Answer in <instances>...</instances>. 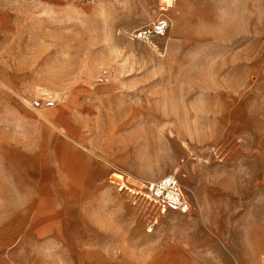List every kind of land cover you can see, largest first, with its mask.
I'll use <instances>...</instances> for the list:
<instances>
[{
    "label": "rangeland",
    "instance_id": "obj_1",
    "mask_svg": "<svg viewBox=\"0 0 264 264\" xmlns=\"http://www.w3.org/2000/svg\"><path fill=\"white\" fill-rule=\"evenodd\" d=\"M165 1L0 0L5 264H157L164 241L176 264H263L264 0H170L167 36L134 40ZM174 172L188 214L119 189Z\"/></svg>",
    "mask_w": 264,
    "mask_h": 264
},
{
    "label": "built area",
    "instance_id": "obj_2",
    "mask_svg": "<svg viewBox=\"0 0 264 264\" xmlns=\"http://www.w3.org/2000/svg\"><path fill=\"white\" fill-rule=\"evenodd\" d=\"M169 5L171 4L166 1L165 5L155 10L153 20L149 24L135 29L132 33V38L134 40L150 43L154 42L156 39L166 37L171 27L170 19L166 15ZM53 104V101L45 98L44 100L36 99L32 102V107L40 109L42 107H50ZM119 189H126L132 194L145 197L154 204V206L158 207L161 212L174 210L182 214H188L191 211V204L185 197L182 185L175 172L151 182L148 185H144L138 190L128 189V187L123 184L119 185ZM262 262L264 264V255Z\"/></svg>",
    "mask_w": 264,
    "mask_h": 264
},
{
    "label": "crops",
    "instance_id": "obj_3",
    "mask_svg": "<svg viewBox=\"0 0 264 264\" xmlns=\"http://www.w3.org/2000/svg\"><path fill=\"white\" fill-rule=\"evenodd\" d=\"M34 101V100H33ZM32 101V102H33ZM32 102L31 104H27V103H24L23 102V105L25 107H27V110L31 109L33 110L34 108L32 107ZM37 109V108H36ZM23 118H26L25 116ZM68 139V137H67ZM68 142L71 141L73 142L72 140L68 139L67 140ZM67 142V143H68ZM81 143V142H80ZM83 143V142H82ZM83 144H87V143H83ZM101 151L103 153V156H106L108 155L107 154V149L106 148H101ZM109 156V157H108ZM107 158L103 159L105 161H101L99 162L100 163V166H102V162L107 164V165H103L104 168H107V169H104L107 171V173H111L112 170H111V165L113 166V168H118L119 170H121L126 176H129V178L131 177H145V176H148V173L146 172V170H144L143 168L141 167H134L130 162H129V158L127 157H122V158H119V157H116V156H110L108 155ZM111 167V168H110ZM96 172V169L94 168V173ZM163 171H160V173H156L154 174L153 176L154 177H160L163 175ZM101 173H99V175L97 176V178H94L93 180V184L96 186L98 180H101ZM116 174V173H115ZM120 174V173H119ZM125 175L122 174V177L124 178ZM135 181H137V178H134ZM175 212H178V211H174V210H168V214H175ZM164 213V212H163ZM180 213V212H179ZM12 222L8 223V224H11ZM2 225L5 226V221H1L0 222V250L3 249V246L6 245V243H9L10 241H12L15 237V229L14 228H11L10 226L9 227H1ZM176 232V228H175V223L174 222H170L169 224V227H167L165 229V232ZM163 244V243H162ZM177 243H174V241H171V242H166L164 241V245L162 246V248H158V253L155 254V261L157 264H176V257L178 255H183V256H186L187 255V258L188 257H191L190 260H194L192 259V255L190 254L189 252V247L184 245V247H180L179 251L178 249H176V247H178V245H176ZM196 264H201V262L195 260ZM155 263V262H154ZM153 263V264H154ZM0 264H5V261L4 259L0 258ZM152 264V263H151Z\"/></svg>",
    "mask_w": 264,
    "mask_h": 264
},
{
    "label": "bare ground",
    "instance_id": "obj_4",
    "mask_svg": "<svg viewBox=\"0 0 264 264\" xmlns=\"http://www.w3.org/2000/svg\"><path fill=\"white\" fill-rule=\"evenodd\" d=\"M166 2V1H165ZM168 2L170 3V0H168ZM171 4V3H170ZM169 6H172L173 7V5H169ZM150 43H152L153 44V42H150ZM45 92H47V91H45ZM58 96V95H57ZM124 179V178H123ZM124 186H126V187H128V189H130V187L127 185V183L126 182H124V184H123ZM125 188V187H124ZM132 189V188H131ZM133 190V189H132Z\"/></svg>",
    "mask_w": 264,
    "mask_h": 264
}]
</instances>
